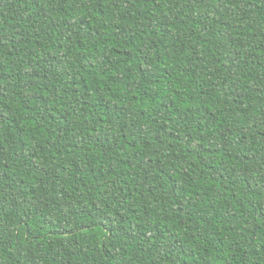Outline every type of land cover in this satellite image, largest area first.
I'll list each match as a JSON object with an SVG mask.
<instances>
[{
  "label": "trees",
  "instance_id": "1",
  "mask_svg": "<svg viewBox=\"0 0 264 264\" xmlns=\"http://www.w3.org/2000/svg\"><path fill=\"white\" fill-rule=\"evenodd\" d=\"M0 264H264V0H0Z\"/></svg>",
  "mask_w": 264,
  "mask_h": 264
}]
</instances>
